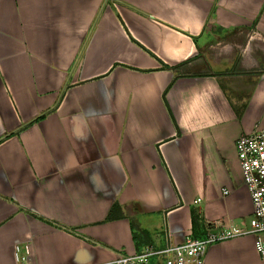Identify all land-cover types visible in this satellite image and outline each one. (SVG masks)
<instances>
[{"label": "crops", "instance_id": "1", "mask_svg": "<svg viewBox=\"0 0 264 264\" xmlns=\"http://www.w3.org/2000/svg\"><path fill=\"white\" fill-rule=\"evenodd\" d=\"M239 30L264 60V0H0V264L18 243L104 264L246 224L234 141L264 125V70L243 95L198 59ZM203 264L264 257L244 234Z\"/></svg>", "mask_w": 264, "mask_h": 264}, {"label": "built area", "instance_id": "2", "mask_svg": "<svg viewBox=\"0 0 264 264\" xmlns=\"http://www.w3.org/2000/svg\"><path fill=\"white\" fill-rule=\"evenodd\" d=\"M234 147L251 203L246 224L209 222L202 237L185 235L181 241H166L159 247L147 244L136 252L119 253L104 264H203L208 244L244 234L253 235L256 252L264 257V125L240 133ZM14 258L16 264H31L27 243L14 245Z\"/></svg>", "mask_w": 264, "mask_h": 264}, {"label": "rangeland", "instance_id": "3", "mask_svg": "<svg viewBox=\"0 0 264 264\" xmlns=\"http://www.w3.org/2000/svg\"><path fill=\"white\" fill-rule=\"evenodd\" d=\"M261 46L258 40L248 39V34L239 30L228 38L208 41L198 59L207 71L231 74L232 88L246 95L254 79L252 74L264 70V60L256 62V59L260 60L258 52Z\"/></svg>", "mask_w": 264, "mask_h": 264}, {"label": "trees", "instance_id": "4", "mask_svg": "<svg viewBox=\"0 0 264 264\" xmlns=\"http://www.w3.org/2000/svg\"><path fill=\"white\" fill-rule=\"evenodd\" d=\"M42 116V114L41 115H39L38 117H36L35 119H38V118H40Z\"/></svg>", "mask_w": 264, "mask_h": 264}]
</instances>
